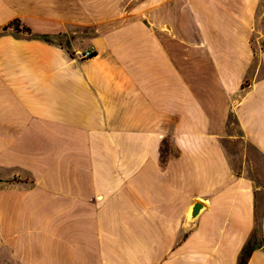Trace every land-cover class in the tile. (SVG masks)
<instances>
[{
	"label": "crops",
	"instance_id": "0c3cea01",
	"mask_svg": "<svg viewBox=\"0 0 264 264\" xmlns=\"http://www.w3.org/2000/svg\"><path fill=\"white\" fill-rule=\"evenodd\" d=\"M263 34L264 0H0V264H239L257 228L264 264Z\"/></svg>",
	"mask_w": 264,
	"mask_h": 264
},
{
	"label": "trees",
	"instance_id": "16d2710c",
	"mask_svg": "<svg viewBox=\"0 0 264 264\" xmlns=\"http://www.w3.org/2000/svg\"><path fill=\"white\" fill-rule=\"evenodd\" d=\"M2 30L4 32L7 30H13L17 34H28V35L34 37V35H32V33H31L30 29L27 26L23 25V23L20 20H14V21L10 22L6 26H4L2 28ZM44 39H48V37H44ZM93 55H95V54L92 53L91 57ZM260 247H261V245H259V243H257L255 240V232H254V234L252 235V237L250 238L248 243L244 246V248L241 252L239 264H247L251 254L256 249H258Z\"/></svg>",
	"mask_w": 264,
	"mask_h": 264
},
{
	"label": "water",
	"instance_id": "95a60500",
	"mask_svg": "<svg viewBox=\"0 0 264 264\" xmlns=\"http://www.w3.org/2000/svg\"><path fill=\"white\" fill-rule=\"evenodd\" d=\"M202 210V207L199 204H194L191 208L190 214H189V223L194 224L196 220L199 217L200 211Z\"/></svg>",
	"mask_w": 264,
	"mask_h": 264
},
{
	"label": "built area",
	"instance_id": "2783aa9c",
	"mask_svg": "<svg viewBox=\"0 0 264 264\" xmlns=\"http://www.w3.org/2000/svg\"><path fill=\"white\" fill-rule=\"evenodd\" d=\"M260 44H261V48L264 50V34L261 36L260 38ZM92 52L91 51H87V52H83L80 54V58H89L91 57Z\"/></svg>",
	"mask_w": 264,
	"mask_h": 264
},
{
	"label": "rangeland",
	"instance_id": "374dc122",
	"mask_svg": "<svg viewBox=\"0 0 264 264\" xmlns=\"http://www.w3.org/2000/svg\"><path fill=\"white\" fill-rule=\"evenodd\" d=\"M81 53H83V52H77V55H78V57L80 58V54ZM230 135V132L228 131V136ZM227 138V137H226ZM3 175H6L5 173H3ZM261 238H262V236H261V229L260 228H257L256 230H255V240H256V242L257 243H259V242H261Z\"/></svg>",
	"mask_w": 264,
	"mask_h": 264
}]
</instances>
